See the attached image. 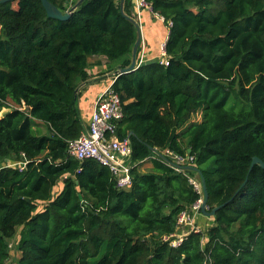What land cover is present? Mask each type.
Returning <instances> with one entry per match:
<instances>
[{
  "label": "trees",
  "instance_id": "trees-1",
  "mask_svg": "<svg viewBox=\"0 0 264 264\" xmlns=\"http://www.w3.org/2000/svg\"><path fill=\"white\" fill-rule=\"evenodd\" d=\"M48 1L65 13L79 0ZM144 1L170 23L168 65L143 63L112 84L124 114L117 135L136 164L122 190L67 146L87 128L75 91L89 58L130 65L134 0H83L66 22L38 0L0 5V160L24 164L0 168V264L12 241L17 264H264V169H250L253 157L264 163V0ZM152 149L188 157L207 211L220 207L177 248L163 237L202 196L189 182L200 177Z\"/></svg>",
  "mask_w": 264,
  "mask_h": 264
},
{
  "label": "built area",
  "instance_id": "built-area-1",
  "mask_svg": "<svg viewBox=\"0 0 264 264\" xmlns=\"http://www.w3.org/2000/svg\"><path fill=\"white\" fill-rule=\"evenodd\" d=\"M69 1V0H67ZM69 6L66 12H69ZM149 10L150 7L144 0H134V20L140 23L141 13L143 10ZM151 12V11H150ZM155 17L163 22V19L155 15ZM170 23L167 24V27ZM165 42L160 45L159 64L167 66L168 60L165 54ZM139 57L137 67L143 64L144 46L141 42L139 47ZM118 75H114L112 83L102 91L96 98L89 125L81 135L68 143L67 154L79 162L85 160H94L99 165L108 168L114 181L115 187L119 190L128 189L131 186L132 177L131 169L136 165L130 160L131 147L127 138L119 139L117 129L119 122L123 119L122 103L119 95L113 91L112 84ZM167 159L162 160L155 155L154 159L166 164L178 173H184L183 167L188 166L186 163L188 157H181L170 150L160 152ZM20 165V170L24 164ZM194 191L201 195V183L196 177H189ZM203 200L202 196L190 207V209L182 211L177 217V230L169 236H164L163 241L168 242L173 248H177L183 241V238L190 232H200L196 226L194 218L200 212V205Z\"/></svg>",
  "mask_w": 264,
  "mask_h": 264
},
{
  "label": "crops",
  "instance_id": "crops-1",
  "mask_svg": "<svg viewBox=\"0 0 264 264\" xmlns=\"http://www.w3.org/2000/svg\"><path fill=\"white\" fill-rule=\"evenodd\" d=\"M71 1L73 2L74 0H70V3ZM138 24L141 32V42L144 46L143 62L158 61L160 56V45L166 41L168 36L167 25L165 26L161 20L157 19L155 15L151 14L147 9L142 11L141 20ZM89 65L87 71L89 75L88 80L79 84L76 89L77 93L80 94L78 99L80 115L86 127L89 125L93 105L97 96L112 83L114 75L120 69L119 61L114 64H109L104 57L100 56L89 58ZM147 163L151 164V160H145L139 165V168ZM61 189L62 184L59 183L55 191L59 192Z\"/></svg>",
  "mask_w": 264,
  "mask_h": 264
},
{
  "label": "water",
  "instance_id": "water-1",
  "mask_svg": "<svg viewBox=\"0 0 264 264\" xmlns=\"http://www.w3.org/2000/svg\"><path fill=\"white\" fill-rule=\"evenodd\" d=\"M11 1L14 0H0V5L9 3ZM41 3L42 8L44 9L46 15L48 18L50 19H55L57 21L60 22H66L70 19L71 16V12L73 10H75L77 8V6L83 1V0H79L74 6H72L69 10V12H65L63 13L61 10H59L57 7H55L52 3H50L48 0H38ZM122 5H123V1L121 2V10H122ZM130 21L133 23V25L135 26L136 29V40L135 43L132 47V51H131V61H130V65L128 67L119 69L116 72V75H120V74H127V73H131L134 72L138 67L137 65V60H138V49L141 43V32H140V27L139 24L132 18H130ZM75 94H77V91H75ZM190 150H188L189 153ZM152 152L157 155L158 157H160L162 160L167 161V159L162 155V153L155 151L154 149H152ZM258 165L260 166L262 169H264V163L257 157H253L251 165H250V169L255 166ZM185 170H192L194 172H197V174L200 177V183H201V188H202V194H203V200L202 203L200 205V212L202 213V215L206 216V217H213L215 215V212L220 208V207H216L214 208L212 211H207V199H208V194L206 191V186H205V182L204 179L202 178L200 171L192 166H185L183 167ZM79 197H81V195H79Z\"/></svg>",
  "mask_w": 264,
  "mask_h": 264
},
{
  "label": "rangeland",
  "instance_id": "rangeland-1",
  "mask_svg": "<svg viewBox=\"0 0 264 264\" xmlns=\"http://www.w3.org/2000/svg\"><path fill=\"white\" fill-rule=\"evenodd\" d=\"M70 4V2H69ZM8 110L7 109H3L1 112H0V117L5 113L7 112ZM201 120V115L199 112L193 114L190 118V121L189 122H199ZM34 128H35V133L37 135H40V134H45L46 132V128L43 126V125H37V124H34ZM18 163H14L8 159H2L0 160V168L2 167H5V166H17ZM152 166L150 163H147L146 165L142 166L139 168V171L140 172H148L149 170H151ZM59 186V185H58ZM194 222L196 223V226L201 229H205L207 226H209L211 224V220L208 219L206 216L202 215V213H198L195 218H194ZM15 242L12 241L10 243V246H12L11 248V252H10V258L7 262V264H17L18 262V259H19V252H17L16 250V246H15Z\"/></svg>",
  "mask_w": 264,
  "mask_h": 264
}]
</instances>
